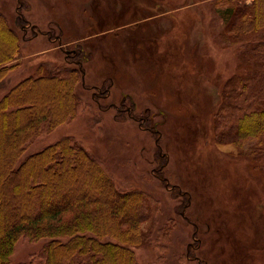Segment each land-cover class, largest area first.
Here are the masks:
<instances>
[{
  "label": "rangeland",
  "instance_id": "obj_1",
  "mask_svg": "<svg viewBox=\"0 0 264 264\" xmlns=\"http://www.w3.org/2000/svg\"><path fill=\"white\" fill-rule=\"evenodd\" d=\"M250 2L0 0V13L16 30L21 49L16 67L0 83V97L37 75L41 60L52 59L43 62L46 68L73 67L77 54L85 70L76 85L75 118L43 132L18 161L70 136L99 161L118 190L155 198L154 218L138 226L144 242L130 244L140 264H264V152L261 146L242 150L244 141H219L213 126L223 85L230 82L238 92L240 83L232 78L260 73L250 49L264 60V28L237 32L222 14ZM39 26L55 27L50 36L58 38H36L44 33ZM11 116L0 113V126ZM45 242L19 238L11 264L32 259Z\"/></svg>",
  "mask_w": 264,
  "mask_h": 264
},
{
  "label": "trees",
  "instance_id": "obj_2",
  "mask_svg": "<svg viewBox=\"0 0 264 264\" xmlns=\"http://www.w3.org/2000/svg\"><path fill=\"white\" fill-rule=\"evenodd\" d=\"M235 6L237 14L232 5L222 12L234 31L248 33L264 28V0ZM16 23L22 26L20 19ZM0 30L4 35L0 38L1 83L16 67L13 62L21 49L16 30L2 13ZM167 36L162 37L161 44L167 42ZM250 51V58L259 60L260 73L232 78V83H240L238 92L230 82L223 85L213 126L219 141H244L242 150L261 146L264 152V60L255 47ZM76 59L74 54L70 61L79 62ZM41 61L37 75L23 78L0 97V113L13 115L2 125L5 132L0 133L4 136L3 140L0 137V264H11L14 245L21 237L46 242L32 259L19 264H140L130 244L144 242L145 235L138 226L154 218L158 209L155 198L141 190H118L99 161L70 136L18 161L43 132L70 121L78 111L76 85L84 76L81 63H75L77 67L55 63L54 69L43 63L51 62V58ZM234 96L239 102L231 99ZM247 101L250 104L243 107ZM146 120L140 118L142 126ZM14 153L8 169L7 162Z\"/></svg>",
  "mask_w": 264,
  "mask_h": 264
},
{
  "label": "crops",
  "instance_id": "obj_3",
  "mask_svg": "<svg viewBox=\"0 0 264 264\" xmlns=\"http://www.w3.org/2000/svg\"><path fill=\"white\" fill-rule=\"evenodd\" d=\"M7 19V18H6ZM7 21L9 22V20L7 19ZM9 24H10V22H9ZM51 24H55L54 22H51L50 23V25ZM50 25L48 26V27H50ZM10 26L12 27V25L10 24ZM13 28V27H12ZM39 28L40 29H42L40 26H39ZM14 29V28H13ZM50 28H48V30L47 29H42V30H44V33H41V32H39V34H37L36 36V38H38L39 36H44V37H47L50 41H52V39H51V36H50V34H52L53 33V29H55L56 30V28L54 27H52L50 30H49ZM42 30H40V31H42ZM60 37V36H59ZM54 38H58V36L57 37H54ZM47 50V52L48 51H50L51 49H46ZM84 72H85V70H84Z\"/></svg>",
  "mask_w": 264,
  "mask_h": 264
},
{
  "label": "bare ground",
  "instance_id": "obj_4",
  "mask_svg": "<svg viewBox=\"0 0 264 264\" xmlns=\"http://www.w3.org/2000/svg\"><path fill=\"white\" fill-rule=\"evenodd\" d=\"M7 34H8L9 37L14 39V37L8 31H7Z\"/></svg>",
  "mask_w": 264,
  "mask_h": 264
},
{
  "label": "flooded vegetation",
  "instance_id": "obj_5",
  "mask_svg": "<svg viewBox=\"0 0 264 264\" xmlns=\"http://www.w3.org/2000/svg\"><path fill=\"white\" fill-rule=\"evenodd\" d=\"M54 39V38H53ZM74 53V52H73ZM149 128V127H148Z\"/></svg>",
  "mask_w": 264,
  "mask_h": 264
}]
</instances>
